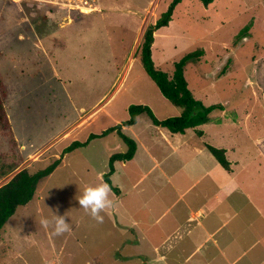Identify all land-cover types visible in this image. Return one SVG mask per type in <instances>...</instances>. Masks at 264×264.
<instances>
[{
	"label": "rangeland",
	"instance_id": "obj_1",
	"mask_svg": "<svg viewBox=\"0 0 264 264\" xmlns=\"http://www.w3.org/2000/svg\"><path fill=\"white\" fill-rule=\"evenodd\" d=\"M172 1L100 0V12L56 10L59 15L50 18L48 7L0 0V83L15 140L0 134V183L61 157L0 230V264H140L129 258L135 253L131 232L153 233L179 208L181 203L165 211L175 198L159 170L141 179L150 163L142 154L114 165L110 180L118 193L110 189L102 221L78 202L87 187L105 183L109 157L126 151L116 132L101 134L127 121L130 105L148 106L158 120L182 112L162 96L138 58L144 31ZM155 34L151 57L169 76L175 62L201 51L184 69L188 89L205 107L222 106L195 128L201 138L187 129L184 140L227 149L239 161L236 171L253 173L240 176L264 189V0H214L207 7L182 0ZM152 125L138 116L123 133L149 143L150 131L165 129ZM91 135L96 137L88 142ZM73 142L87 144L62 156ZM54 214L65 216L68 231L55 234Z\"/></svg>",
	"mask_w": 264,
	"mask_h": 264
},
{
	"label": "crops",
	"instance_id": "obj_2",
	"mask_svg": "<svg viewBox=\"0 0 264 264\" xmlns=\"http://www.w3.org/2000/svg\"><path fill=\"white\" fill-rule=\"evenodd\" d=\"M129 127L122 126V132ZM188 130L172 134L156 127L150 131L149 143L126 134L136 143L134 156L114 165L134 162L142 154L150 163L141 179L159 170L175 198L165 211L181 203L168 223L153 233L147 235L143 228L131 232L135 253L129 258H138L140 264H264V189H254L240 176L252 177L253 173L236 171L239 161L230 159L227 149L222 148L229 170L223 169L203 144L186 142L183 137ZM167 148L172 152L159 156ZM116 171L114 167L111 176Z\"/></svg>",
	"mask_w": 264,
	"mask_h": 264
},
{
	"label": "trees",
	"instance_id": "obj_3",
	"mask_svg": "<svg viewBox=\"0 0 264 264\" xmlns=\"http://www.w3.org/2000/svg\"><path fill=\"white\" fill-rule=\"evenodd\" d=\"M181 1L182 0H173L167 10L156 20V22L147 27L142 36L138 58L144 72L156 85L162 96L171 105L181 108L182 112L179 116L158 120L148 106L130 105L128 107L129 119L101 134V136H105L111 132H116L126 146V151L124 153H116L109 157V171L103 175L104 182L107 183L110 189L115 193H118V190L112 186L110 181V176L114 172V164L116 162H126L131 160L136 150L135 141L122 132V126H131L136 123L138 116H147L153 125L165 128L172 134H183L187 129H195L208 123L210 120V113L216 109H222L221 105L205 107L199 100L194 98L192 92L188 89V84L184 77V69L189 63L197 62L201 55L200 50L187 53L178 62H175L171 76L158 69L152 60L151 47L154 42V34L159 28L165 27L169 24L175 6ZM199 1L205 7L214 2V0ZM248 30L249 25L239 32L237 36L238 39L243 37ZM5 97V88L0 83V134L2 133L6 137H10L11 141L15 142L12 138L8 116L4 108ZM195 133L198 137L203 136V131L201 130L195 129ZM95 137L96 136L91 135L88 138V142ZM86 144L73 142L63 151L62 156L73 149L82 147ZM203 147L215 158L223 169L229 170V162L226 159L224 149L216 148L206 143L203 144ZM60 162L61 157L54 160L46 168L33 174H30L27 169H22L7 183L0 186V230L13 216L18 207L24 206L32 200L38 183L49 176Z\"/></svg>",
	"mask_w": 264,
	"mask_h": 264
},
{
	"label": "clouds",
	"instance_id": "obj_4",
	"mask_svg": "<svg viewBox=\"0 0 264 264\" xmlns=\"http://www.w3.org/2000/svg\"><path fill=\"white\" fill-rule=\"evenodd\" d=\"M109 192L110 187L107 183H102L95 187H87L78 202L85 209H90L91 214L96 217L97 220L102 221L103 217L99 215V212L106 206L111 205V201L108 199ZM54 216L55 234H60L62 232L68 231L69 224L68 222H66L65 216L57 214H54ZM42 223L47 226L50 221L45 219L42 221Z\"/></svg>",
	"mask_w": 264,
	"mask_h": 264
},
{
	"label": "built area",
	"instance_id": "obj_5",
	"mask_svg": "<svg viewBox=\"0 0 264 264\" xmlns=\"http://www.w3.org/2000/svg\"><path fill=\"white\" fill-rule=\"evenodd\" d=\"M15 4L29 3L39 7H48L51 11L47 12L48 17L53 18L58 13L56 10L67 12H77L83 15L92 14L100 11L99 0H10ZM50 13V14H49ZM52 16V17H51Z\"/></svg>",
	"mask_w": 264,
	"mask_h": 264
}]
</instances>
